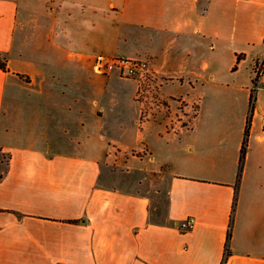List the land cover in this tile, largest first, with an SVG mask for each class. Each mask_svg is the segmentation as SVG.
Here are the masks:
<instances>
[{
	"label": "crops",
	"instance_id": "obj_1",
	"mask_svg": "<svg viewBox=\"0 0 264 264\" xmlns=\"http://www.w3.org/2000/svg\"><path fill=\"white\" fill-rule=\"evenodd\" d=\"M0 52V123L13 119L0 139V264H222L228 251L225 264H264V70L239 177L264 0H0ZM99 55L144 60L161 86L185 89L175 96L208 99L191 126H165L159 158L95 133L94 103L82 136L16 113L36 87L68 95L74 65L94 70ZM146 156L166 168L159 218L111 169Z\"/></svg>",
	"mask_w": 264,
	"mask_h": 264
},
{
	"label": "rangeland",
	"instance_id": "obj_2",
	"mask_svg": "<svg viewBox=\"0 0 264 264\" xmlns=\"http://www.w3.org/2000/svg\"><path fill=\"white\" fill-rule=\"evenodd\" d=\"M99 56L94 59V70L85 64L74 65L76 83L68 89V95L60 94L58 89L36 87V92L40 93L34 99H21L23 102L16 113L21 117L30 116L35 119L31 121L30 128L44 121L50 131L60 133L59 129L65 127L73 136H82L88 130V122L83 125L86 120L84 116L94 103V110L99 114L105 111L99 127L94 125V130H98L95 133L107 134L117 139L123 147L140 149L133 152L137 156L148 153L149 148L155 158H159L163 149L162 134L165 126L170 130L191 126L199 104L202 107L208 99H203L202 94L194 96L190 93V100L175 96L185 89L179 84L161 86L164 84L163 79L149 69L145 75L133 77L120 75L116 71L101 72L96 67ZM263 64V61L259 62L256 70ZM77 96H81L80 99ZM7 100L12 99L9 97ZM189 102L191 107L188 106ZM141 117L148 119L142 123ZM56 118L59 120L54 121ZM12 120L8 112L0 123V139L8 140L9 134L4 127ZM7 160L8 153L0 149V167L1 161L6 165ZM133 164L134 169L131 171L123 169L125 171L121 172L116 166L111 168L113 177L120 179L123 187L141 190L152 198L151 208L159 218L168 205L166 168H152L157 165V160L152 156H146L144 160Z\"/></svg>",
	"mask_w": 264,
	"mask_h": 264
},
{
	"label": "built area",
	"instance_id": "obj_3",
	"mask_svg": "<svg viewBox=\"0 0 264 264\" xmlns=\"http://www.w3.org/2000/svg\"><path fill=\"white\" fill-rule=\"evenodd\" d=\"M96 67L101 72H118L120 75L125 76H139L145 75L148 67L147 62L141 59H132L125 57H113L105 58L104 56H99L97 60ZM264 64L261 68L255 71V76H258L259 79L263 73ZM195 219L193 217L189 218L184 224L183 227L189 228L194 224Z\"/></svg>",
	"mask_w": 264,
	"mask_h": 264
},
{
	"label": "trees",
	"instance_id": "obj_4",
	"mask_svg": "<svg viewBox=\"0 0 264 264\" xmlns=\"http://www.w3.org/2000/svg\"><path fill=\"white\" fill-rule=\"evenodd\" d=\"M242 57H243V54H239L238 55V61H240ZM263 63H264V61H263ZM257 65H258V63H256V65H255V70L257 68ZM0 68L3 71H10V67L8 65V57H7L6 54H3L2 52H0ZM236 68H237V65L234 66L233 69H236ZM27 79H28V77H27ZM258 81H259V77L258 76H254V78H253V86L251 88V95H250V111H249V114H248V117H247V125H246V128H245L243 144H242L241 151H240L239 177L241 176V173H242V170H243V167H244L246 153H247V148H248L250 129H251L253 115H254V111H255L256 89H257ZM227 246H228V244H227ZM228 254H229V251L226 253V257L222 261V264L226 263Z\"/></svg>",
	"mask_w": 264,
	"mask_h": 264
}]
</instances>
